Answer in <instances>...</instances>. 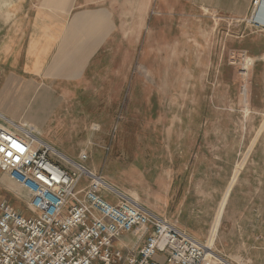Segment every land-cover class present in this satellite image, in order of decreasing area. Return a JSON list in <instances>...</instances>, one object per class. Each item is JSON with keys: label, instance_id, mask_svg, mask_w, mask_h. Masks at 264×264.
<instances>
[{"label": "rangeland", "instance_id": "374dc122", "mask_svg": "<svg viewBox=\"0 0 264 264\" xmlns=\"http://www.w3.org/2000/svg\"><path fill=\"white\" fill-rule=\"evenodd\" d=\"M86 1L113 9L117 46L94 61L96 91L65 100L66 127L41 124L37 138L86 154L87 168L229 262L264 264V26L252 23L264 0L242 20L187 0ZM31 102L21 115L42 123ZM2 201L32 215L0 173Z\"/></svg>", "mask_w": 264, "mask_h": 264}, {"label": "built area", "instance_id": "2783aa9c", "mask_svg": "<svg viewBox=\"0 0 264 264\" xmlns=\"http://www.w3.org/2000/svg\"><path fill=\"white\" fill-rule=\"evenodd\" d=\"M37 135L0 114V173L32 214L0 202V264H239L111 186L86 154L64 159ZM137 232L138 250L120 245Z\"/></svg>", "mask_w": 264, "mask_h": 264}, {"label": "crops", "instance_id": "0c3cea01", "mask_svg": "<svg viewBox=\"0 0 264 264\" xmlns=\"http://www.w3.org/2000/svg\"><path fill=\"white\" fill-rule=\"evenodd\" d=\"M187 1L189 8L242 20L249 17L253 0ZM117 41L111 8L86 0H0V114L35 130L41 124L64 129L67 122L61 116L73 114L65 110V100L96 91L91 86L98 81L92 76L94 61ZM41 98L46 99L42 106ZM26 100H32L35 116L44 114L42 123L21 115ZM124 240L120 245L129 249L131 239Z\"/></svg>", "mask_w": 264, "mask_h": 264}, {"label": "bare ground", "instance_id": "6f19581e", "mask_svg": "<svg viewBox=\"0 0 264 264\" xmlns=\"http://www.w3.org/2000/svg\"><path fill=\"white\" fill-rule=\"evenodd\" d=\"M260 19H261V18H259L258 20H254L253 23H255V24H260V25H263V26H264V23H263ZM262 19H263V18H262ZM259 21H260V22H259ZM35 139H38V138L35 137ZM63 158H64V157H63ZM64 159H65V158H64ZM205 247L207 248V253H208V254H210V252H213V251H214L212 245L209 244V243H206V242H205Z\"/></svg>", "mask_w": 264, "mask_h": 264}]
</instances>
